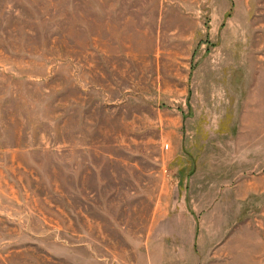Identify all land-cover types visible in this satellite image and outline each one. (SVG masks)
Segmentation results:
<instances>
[{
  "label": "rangeland",
  "instance_id": "obj_1",
  "mask_svg": "<svg viewBox=\"0 0 264 264\" xmlns=\"http://www.w3.org/2000/svg\"><path fill=\"white\" fill-rule=\"evenodd\" d=\"M0 264H264V0H0Z\"/></svg>",
  "mask_w": 264,
  "mask_h": 264
}]
</instances>
